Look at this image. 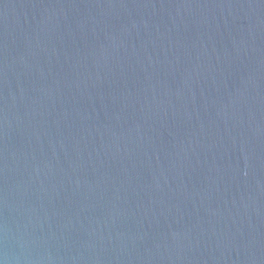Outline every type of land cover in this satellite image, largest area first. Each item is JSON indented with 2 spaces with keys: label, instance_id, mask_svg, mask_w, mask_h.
<instances>
[{
  "label": "water",
  "instance_id": "obj_1",
  "mask_svg": "<svg viewBox=\"0 0 264 264\" xmlns=\"http://www.w3.org/2000/svg\"><path fill=\"white\" fill-rule=\"evenodd\" d=\"M0 264H264V0H0Z\"/></svg>",
  "mask_w": 264,
  "mask_h": 264
}]
</instances>
